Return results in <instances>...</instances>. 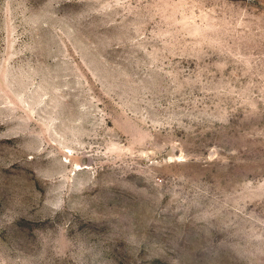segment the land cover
Listing matches in <instances>:
<instances>
[{
    "label": "rangeland",
    "instance_id": "1",
    "mask_svg": "<svg viewBox=\"0 0 264 264\" xmlns=\"http://www.w3.org/2000/svg\"><path fill=\"white\" fill-rule=\"evenodd\" d=\"M0 264H264V0H0Z\"/></svg>",
    "mask_w": 264,
    "mask_h": 264
}]
</instances>
